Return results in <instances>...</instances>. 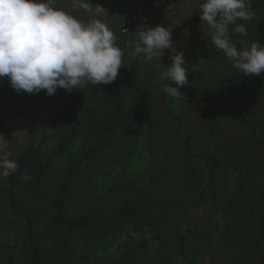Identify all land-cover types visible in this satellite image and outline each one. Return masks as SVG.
Instances as JSON below:
<instances>
[{
	"label": "rangeland",
	"instance_id": "obj_1",
	"mask_svg": "<svg viewBox=\"0 0 264 264\" xmlns=\"http://www.w3.org/2000/svg\"><path fill=\"white\" fill-rule=\"evenodd\" d=\"M136 8V0H0V189L22 150L38 140L37 126L52 129L59 121L72 88L85 90V108L99 102L106 107L127 66L138 63L142 77L126 105L120 147L92 162L81 190L69 199L68 214H86L91 207L109 212L121 200L136 197L134 188H148L159 225L136 232L124 223L127 232L108 236L102 231L88 240L78 234L79 261L159 262L176 254L191 223L190 264H234L257 238L245 208L261 186L264 141L239 126L232 113L223 114V145L232 140L248 147L246 186L230 195L221 178L219 189L194 212L190 200L204 177L186 152L184 130L205 135L203 89L219 83L225 72L233 77L236 102L247 118L264 128V24L253 14L240 17L239 25L224 21L220 0L148 6L146 25L132 22ZM128 24L132 31L125 35ZM240 45L251 47L246 65L236 60ZM81 141L91 139L87 135ZM67 164L56 162L52 168L53 189ZM23 225L0 193V264H9L10 252L21 247ZM252 264H264V251Z\"/></svg>",
	"mask_w": 264,
	"mask_h": 264
},
{
	"label": "trees",
	"instance_id": "obj_2",
	"mask_svg": "<svg viewBox=\"0 0 264 264\" xmlns=\"http://www.w3.org/2000/svg\"><path fill=\"white\" fill-rule=\"evenodd\" d=\"M220 13L222 19L230 24L239 25V19L244 14L256 15L264 24V0H220ZM251 53L250 46L240 45L236 60L246 65ZM142 72V65H128L106 107L99 102L85 108L86 92L79 85L75 86L54 127L47 129L37 126L38 140L22 150L0 189L11 212L24 224V233L17 242L21 247L10 252L7 263L49 264L51 260L52 264H83L79 261L81 255L75 246L78 234H85V240L102 231L108 236L119 235L128 231L124 223L131 224V230L136 232L155 231L158 228L159 216L148 188H134L136 197L121 200L109 212L91 207L86 214H68L69 199L75 190H81L92 162L112 147H120L122 141L119 136L124 134L126 127V105L138 86ZM234 86L233 77L228 72L219 83L205 86V135L196 137L184 130L186 152L204 177L202 186L190 200L194 212L219 189L218 181L221 178H224L225 191L230 195L239 194L246 186L244 172L248 147L232 140H228V146L223 145L220 136L223 114L232 113L239 126L251 136L264 141L260 137V131H264V128L247 118L243 104L236 102ZM244 98L241 94L242 102ZM179 123L184 129V123L181 120ZM87 135L90 143H82L81 139ZM56 162L68 164L67 169L61 171L53 189L49 178ZM245 215L254 224L257 238L254 245L234 264H252L264 251V164L260 189L253 203L246 206ZM155 238L162 242L158 235ZM192 247L194 229L188 223L178 240L176 254L152 264H177L179 259H187L190 264L193 262L192 256L189 257Z\"/></svg>",
	"mask_w": 264,
	"mask_h": 264
},
{
	"label": "built area",
	"instance_id": "obj_3",
	"mask_svg": "<svg viewBox=\"0 0 264 264\" xmlns=\"http://www.w3.org/2000/svg\"><path fill=\"white\" fill-rule=\"evenodd\" d=\"M137 8L131 16L133 23L146 25L148 23V6L164 3L166 0H136ZM132 25L128 24L122 29L123 34L128 35L132 31Z\"/></svg>",
	"mask_w": 264,
	"mask_h": 264
}]
</instances>
